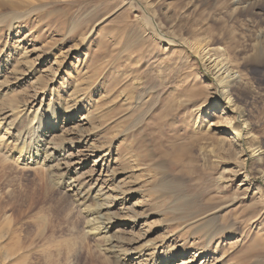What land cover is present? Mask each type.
Returning <instances> with one entry per match:
<instances>
[{"label":"rangeland","instance_id":"374dc122","mask_svg":"<svg viewBox=\"0 0 264 264\" xmlns=\"http://www.w3.org/2000/svg\"><path fill=\"white\" fill-rule=\"evenodd\" d=\"M245 1L36 0L16 15L0 10V52L14 60L22 46L39 49V75L61 67L41 86L36 78L12 83V62L0 70V264H113L123 251H112L89 222L92 199L76 201L56 169L57 180L48 163L19 157L18 149L38 141L40 102L32 108L26 100L34 93L40 101L45 90L47 105L62 107L78 92L85 112L76 124L91 111L86 130L96 128L91 142L99 149L81 167L84 180L100 172L105 180L115 168L121 180L108 185L136 189L131 201L144 218L123 225L125 248L175 246L178 263L264 264V57L253 55L264 39V0ZM202 41L216 48L210 59L231 62L237 79L230 91L253 134L246 141L224 133L234 121L220 117L213 74L189 46ZM249 146L261 153L249 158ZM108 149V167L96 166ZM121 207L115 212L124 217Z\"/></svg>","mask_w":264,"mask_h":264},{"label":"bare ground","instance_id":"6f19581e","mask_svg":"<svg viewBox=\"0 0 264 264\" xmlns=\"http://www.w3.org/2000/svg\"><path fill=\"white\" fill-rule=\"evenodd\" d=\"M34 2H36V0H0V10L3 9L5 10L6 8H9L13 10L12 14H14V11L16 10L15 11L16 13L14 14L16 15L17 11L21 9L33 10L30 7ZM245 2H247V0ZM246 5L247 4H245L244 6ZM29 13L27 15H29ZM8 15L7 13L6 14L4 13L3 17H6ZM20 18L23 17L15 16L14 21H18V19ZM21 20H24V18ZM2 21L4 20L0 19V22ZM262 36H264V33ZM159 38L163 41L167 40L163 36ZM25 40L24 38L19 37V39L17 40L18 43L17 46H21ZM261 43L263 45H260ZM189 46L197 53L196 55L197 57H199V59L201 58L203 62H207L206 67H208L211 73L213 74V79L215 81V84L217 85V95L215 101L221 103V105L219 106L220 117L226 115L225 118L229 116L232 117L231 120L234 121V123L230 125L225 130L224 133L231 134L236 142L237 140L243 142L251 138L253 134L250 129L249 123L245 118L243 107L239 105L236 98L232 95V92L230 91L231 90L230 86L232 85L233 81L237 79V77L235 75V72L232 70L233 68L229 59L228 58L210 59L209 53L211 54V51L215 50L216 48L210 47L209 42L207 43L202 41L198 44L189 43ZM21 48L23 49L21 51L22 55L19 57V59H14V60L10 59L11 55L9 54L6 55L7 50L6 52L3 51L0 52V70L3 69V64L5 63L11 64L12 62L11 64L12 65L11 68L13 72L12 78L15 80V82L12 81V83L14 84H17L18 82L25 83L28 80H31L32 78H36V80L33 82L34 83L36 82L40 85L43 82H45L44 78L47 75L48 78L52 75L50 71H56L54 72V74H56L58 73L59 69H61V67H59V64L56 67L51 65V67L48 68L49 70L48 69L40 70V72H42L43 74L40 73L39 75L38 74L39 70L37 69V67L38 64L40 65L42 60L45 58V55H43V53H38L37 51H39V49L37 50L35 49L34 51L32 50L29 51L27 50L28 48H23V46ZM253 53H254L253 54L254 59H256V61L264 57V39L258 40V43H256V47ZM33 54H36L35 58L32 57ZM17 65L18 66L24 65L25 67H27L26 71L24 69L18 68ZM54 74L52 75V77L54 76ZM239 81L242 80L239 79ZM237 84H239V86H244L242 84L245 83L238 82ZM47 91L48 90L43 91L44 96L43 99H41L40 101H37L39 100V95L36 94L33 95L34 93L29 95L30 98L26 100L27 105H28V101L32 100L31 102H29L30 104L29 106H31V104L35 102L31 106L32 108L36 106L38 102H40V106L36 110H34V115H33V120L35 121L33 127H34V132H36V134L38 135L37 138L38 141L36 139L37 142L35 145L30 144L26 147L23 146L22 148L18 149L20 154L19 157L20 158L23 157V159L30 160L31 163L32 162L36 164L48 163L50 174H52L51 176L56 177L55 179L57 180L58 175L56 174L60 173L59 175H61V179L65 183L67 190L73 191V194L77 196L76 201L81 203L84 202L83 200L90 201V199H92L94 201V208L90 210L91 212L90 214L93 215L89 219V222L91 221L93 225L96 224L98 225V227L95 228L97 229L96 230L97 234H99L100 237H102L106 241L105 243L110 245L112 251H114V248L117 247L116 245L123 247V251L121 250L116 254L113 260V264H187L186 262H179V263L176 262L178 258L177 254L180 251L175 246L169 250H166L163 249V245L161 244L156 247V253L148 252L150 248H148L147 246H143L144 244L141 246V248H136L138 250L135 251L132 250V248L130 249L124 247L126 240L128 239L125 240V237H121L127 234L126 232H124L123 225L126 224V225H131L132 227H137L139 225L140 220L144 218L143 214H140L138 210H135V208H133V206H136V203H132L131 201L133 197L136 196V189L134 188L122 189L121 185L120 187L116 185L119 188L117 189L108 185L107 182H109L108 181L109 178L113 177L114 180V176H115V181L120 182L121 180L118 179L119 178L118 172L115 171V168L111 169V171L109 170L111 173L106 174L105 180H103V177L105 176L103 172L102 173L100 172L97 178L95 179L91 177L93 175L92 174L89 175V177L92 178L90 179V181L84 180L85 179L84 177L86 175L84 172L81 171L83 169L81 167L85 165L87 159L93 156L95 152H98L97 150L99 149L98 146H96L91 142L97 136L96 128H94L95 131L93 130L89 131L88 129L86 130V125L91 124L90 123V121L92 120L91 111L87 109L86 114L82 115L81 117L80 120L81 122L79 121V123L76 124L77 122L76 116L78 117L80 112H85V110L83 111L84 106L83 107L81 106L82 101L78 97L79 96L78 92L76 91L73 92L74 95L75 94L76 95L68 99L70 102H73V105L62 107L60 106V103L59 104L57 103L58 105L52 106L50 102L49 105H47V103L45 102V99L48 98L47 97L48 94L46 93ZM10 92H8L7 94H9ZM39 93H41L40 90ZM46 94L47 96L45 97ZM10 100L13 101L15 100V98L13 97L12 99H9V101ZM50 100H52V98ZM10 103L12 102H9V104ZM14 105L15 104H13V106ZM43 105H47V107L45 108L46 110L43 109L42 107ZM29 106L28 107L24 106L25 108L23 109V111L25 110V113H27L26 111L29 108ZM30 113L31 112H29V115ZM8 122L9 123L6 124L7 125V128L5 129L6 131H8V126L11 124L10 121ZM62 122L65 125L66 123H73L74 126L65 128L64 124L62 125ZM93 127L95 126L93 125ZM17 140L18 142L24 141V139L22 140V138L19 137V135ZM33 141L34 140L32 139V142ZM82 144H84V146L87 147L86 149L89 150V152L86 153L87 155L85 153L82 154L81 151L77 150V147L81 146ZM249 147H250L249 151H252L251 152L252 154L249 156V158H251L256 154L261 153L259 147L256 146L255 147L249 146ZM111 154H112L111 150L108 149L98 159L94 160L96 166L101 165V168L108 167V163L111 161L110 159ZM245 155L248 156L249 154H245ZM55 169L59 173L53 174ZM76 181H80V182L76 183ZM116 203L122 204L123 208L121 207L119 209H121V211H123L126 214V216L124 215V217L123 216L121 217L120 215H118V213L115 212ZM133 241H135V239H133ZM133 241L131 240L129 241L130 246L134 244Z\"/></svg>","mask_w":264,"mask_h":264}]
</instances>
